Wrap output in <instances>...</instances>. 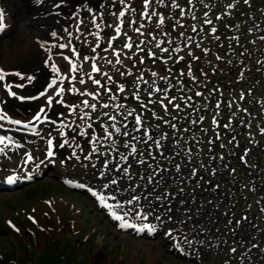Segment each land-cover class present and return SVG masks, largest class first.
I'll list each match as a JSON object with an SVG mask.
<instances>
[{
	"label": "rangeland",
	"instance_id": "rangeland-1",
	"mask_svg": "<svg viewBox=\"0 0 264 264\" xmlns=\"http://www.w3.org/2000/svg\"><path fill=\"white\" fill-rule=\"evenodd\" d=\"M255 73L258 72L255 71ZM217 75L216 80H218L219 77L221 79L226 78L224 84L228 87V90L231 91L232 86L230 85L229 79L231 75L228 74V72ZM36 85L41 88L44 82L40 84L36 83ZM252 85H256V82L254 81L248 86L253 88ZM256 92L264 96V80H262V84L257 87ZM225 95L227 96L229 93L227 92ZM37 105L38 104L24 106L16 103H8L6 107L15 117H27L29 113L34 112ZM19 110H22L23 113L19 112ZM209 111L210 115L215 112L212 105L209 107ZM209 118L207 120L208 123ZM225 122L230 123L228 120ZM262 124L264 125L263 121ZM257 125L258 121H254L250 124L252 127ZM238 129L241 132L243 141L241 142L242 146L237 149L238 155L235 157L233 156L235 162H240L239 155L242 154L246 146L254 147L250 142L252 138L248 136L249 134H255L257 139L262 140L264 145V136L258 135L257 127L254 130H249L246 126H242ZM261 151L262 148L260 147L258 152L256 151L247 155L251 167H253V162L258 160L257 154ZM220 152L224 153L222 150H220ZM259 162H263L264 164V153H261ZM239 166L241 169H236L233 173L231 172V175H229L231 169H229V171L227 170L225 174L232 178L233 181H237V184H240L241 178H245V185L241 188L246 187L247 189L250 181H252L256 174L255 170L247 168L241 162ZM68 170L69 169H59L58 173L56 172L57 176L65 175ZM48 181L50 182L45 185L28 187L12 195H8V193L0 194V264H9L8 262L11 264H90V261L91 264H154L153 256L151 257L150 255L149 257L151 246L153 245L155 248L157 246L159 250L156 248V251L158 250L161 252V250H164V247L158 244L157 241H155V243H150V246H148L147 244L149 242L135 240L125 235L122 237L119 236L113 230V226L104 219L103 213L97 211L94 204L88 198L77 193L66 191L59 184L55 175L51 174V176L43 182ZM39 188L47 189V191L38 192ZM52 195H59L65 200H69L71 203L55 200L50 197ZM205 201L209 202L208 199H205ZM7 221L12 223L18 233L21 234L23 240L21 237H14L13 232L8 228ZM62 222L66 225L65 227H63V224H60ZM96 222L99 223L102 230L106 232V236L108 235L106 239L108 249L105 251L107 254L105 259L98 258L99 253H95L97 249H94L93 256L90 258L89 255L85 254V252H89L88 247L80 249L75 248V245L79 242L74 238L81 237L82 239H86L91 235V228L95 231L98 227ZM68 224L70 225V231H73L71 233L67 230ZM61 226L62 231L58 230L55 237L51 236L50 239L45 238L46 240L40 239L44 237L38 235V229L50 231L60 228ZM74 232H80V236L76 235ZM96 235H99L98 231ZM94 238H96L95 234ZM33 239L34 242H32ZM70 239L74 240L69 241ZM111 245H113L114 248L113 253L111 251L112 248H110ZM124 251L130 254L125 259H122ZM102 253H104V251ZM133 253H135L134 257H132ZM114 256L116 257L115 261ZM2 258L8 262L4 261ZM160 264L168 263L164 261Z\"/></svg>",
	"mask_w": 264,
	"mask_h": 264
},
{
	"label": "snow or ice",
	"instance_id": "snow-or-ice-1",
	"mask_svg": "<svg viewBox=\"0 0 264 264\" xmlns=\"http://www.w3.org/2000/svg\"><path fill=\"white\" fill-rule=\"evenodd\" d=\"M120 2H121V4H123V3H124V0H120ZM150 3H151V0H145L144 7H148V6L150 5ZM143 14H144L145 16L148 15V13H143ZM118 15H119L120 17H125V12H124V11H120ZM217 19H221V17H217ZM161 23H163V18H161ZM208 23H211V21H209ZM97 27H99V25H97ZM0 30H3V25H2V24H0ZM195 30H196V29H195V27H194V28H193V31H195ZM137 31H139V29H137ZM212 31L215 32L216 29L213 28ZM115 32H116L117 35H119L120 32H121V28H120V27H116ZM109 46H111V42H110ZM158 46H159V45H158ZM60 47H61V48H64L65 45H60ZM97 47H99V45H97ZM124 47L130 49V48L132 47V45H131V44H125ZM92 51L95 52V51H96V48H93ZM162 51L167 52L168 50H167V49H162ZM73 55H79V54L77 53V50H76V49H73ZM148 55L151 56L152 53H148ZM117 57H119V53H117ZM64 59H65V60L68 62V64L70 65L71 72H72V73H75V72L77 71L78 66H77L75 63H73L72 60H71L69 57L65 56ZM83 59H84V60H88L89 57L84 56ZM181 59H182V57H181ZM109 63H111V61H109ZM116 63H120L119 58H117ZM141 63H143V60H141ZM52 70H53L54 73H56V76L50 80V82H49L48 85L46 86V91H45V92H42V93L40 94V96H46V95H47V90H48V89H51V90L54 91V93H55V97H63L66 91L71 92V93H76V92H78V89H76L74 86H71V87H69V88H67V89L63 86V85H64V81H65L66 79H69V80H71V81H76V80H77V77H76V76H70V77L61 76V75L59 74V69H57V68L55 67V65H52ZM92 71L98 73L100 70H99V69L95 66V64H94V65H93V68H92ZM123 74H124V73H121V75H123ZM189 74H190V73H189ZM17 75H19V74H17ZM104 75L107 76V79H108L109 81L112 80V77H111V76H108L107 73H104ZM152 75L155 76L156 73H152ZM4 79H5L4 74L2 73V71H0V81H4ZM26 79H31V77H26ZM141 79H143L142 76H141ZM92 82H93L94 84L98 85V86L101 85V81H100L99 79H93ZM58 83H59L60 87H57ZM79 83H80V84H84L85 81L81 78V79H79ZM106 90H107V89H106ZM109 91H110V90H109ZM120 91H123V88H122V87H121ZM155 91L159 92V91H161V89L156 88ZM10 94L13 95V96H15V93H10ZM81 94H83V93H81ZM197 95H201V93H197ZM149 96H151V93H149ZM37 98H39V97H33V98H30V99H37ZM94 98H95V97H94ZM136 98L139 99V96H137ZM21 99H24V98H21ZM46 103H47L48 106H52V105H53V96H51V95H47ZM55 103H56V104H60V105H64L65 102H64L63 99H56V100H55ZM169 103H172V101L170 100ZM82 104H83V106H84L85 108H92L93 110L96 108V104H90L88 100H83V101H82ZM219 106H220V105L218 104L217 107H219ZM103 107L107 108L108 105H107V104H104ZM121 107H122V105H121ZM176 107H179V105H176ZM71 110H72L73 112H75V111H76V108L73 107ZM128 115H132V113L129 112ZM86 118H87V113H85L84 116H81V117H80V119H82V120H83V119H86ZM112 119H115V117H112ZM4 120H8V116L5 115V114H0V121H4ZM9 122L12 123V124H16V125H20V124H21V121H19V120H10ZM35 122H41V123H43V122L55 123V121H51V120H49V118L47 117V114H46V109H45L44 107H41V108H40L39 112L34 116L33 121H31V122H29V123H35ZM141 122H142V121H141V117H140L139 115L135 116V124H136V125H140ZM194 123H195V121H194ZM0 127H2V125H0ZM23 127H24V128H28V127H29V124L26 123V124L23 125ZM89 127H91V125H89ZM125 127H127V125H125ZM225 127H227V125H225ZM137 130H138V129H137ZM116 131L119 132L120 129L117 128ZM35 134L39 135L38 132H36ZM61 134L63 135V133H61ZM79 134H80V135H85V133H83V132H81V133H79ZM108 135H110V134H108ZM124 135L127 136L128 133L125 132ZM4 139H5L4 137H0V144H3V143H4ZM96 139H97L96 137H93V140H94V141H95ZM149 139H151V137H149ZM47 144H48V149H49V150L47 151L46 155H47L48 158H53V157H54V151L52 150V149H53V140H52L51 138H49L48 141H47ZM66 145L69 146V147H71V144L69 143V141H68L67 139H64V140L58 145V147H59V148H64ZM157 145L159 146V142H157ZM6 146H7V145H6ZM6 146H5V147H6ZM126 146H127V145H126ZM17 147H19V145H17ZM77 147H79V145H77ZM132 150H133V152H135V148H134V147H133ZM3 151H4V148H3V147H0V152H3ZM93 151H95V148L93 149ZM73 155L75 156V151L73 152ZM78 158H79V157H77V159H78ZM86 158H87V157H86ZM27 159H28V160H31V159H32V156L29 155V156L27 157ZM242 159H243V158H242ZM105 167H107V164H105ZM124 172L126 173V172H127V169H124ZM101 175H103V173H101ZM15 179H16L15 177H9L8 180H7V183L12 184V183L15 182ZM149 179H151V177H149ZM111 183H112V184H116L117 181H116V180H112ZM79 187H83V185H79ZM104 187L107 188V187H108V184H105ZM92 194H93V196H96V195H97L95 192H93ZM113 199H115V197H113ZM136 199H138V198L135 197V196L132 197V200H136ZM99 200L101 201V203L103 204V206H104L105 208L111 209V208L113 207L111 204H105V203H104V200H105L104 196H100V197H99ZM131 202H132V201L130 200L129 203H131ZM111 215H112V218H113L114 220H116V221H124V216H122V215H117L115 212H112ZM137 218H139V217H137ZM144 219H147V217H144ZM156 219L159 220L160 217H156ZM119 227H120L121 229H124V228H134L135 225H133V224H129V223H127V222H121V223L119 224ZM145 229H147L150 233L154 231V229H153V228H150L148 225H144V228L138 229V231H144ZM168 235L171 236L172 233L169 232ZM185 243H188L189 245H191L192 242H191L190 240H188L187 237H185ZM233 251H234V249H233Z\"/></svg>",
	"mask_w": 264,
	"mask_h": 264
},
{
	"label": "bare ground",
	"instance_id": "bare-ground-1",
	"mask_svg": "<svg viewBox=\"0 0 264 264\" xmlns=\"http://www.w3.org/2000/svg\"><path fill=\"white\" fill-rule=\"evenodd\" d=\"M5 2L10 7L12 23L7 38L0 41V69H34L43 59L37 40L45 37L49 27L55 28V23L52 18H45L42 9L33 7L28 0Z\"/></svg>",
	"mask_w": 264,
	"mask_h": 264
}]
</instances>
